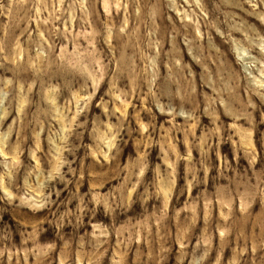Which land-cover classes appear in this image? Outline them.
I'll use <instances>...</instances> for the list:
<instances>
[{
  "label": "rangeland",
  "instance_id": "rangeland-1",
  "mask_svg": "<svg viewBox=\"0 0 264 264\" xmlns=\"http://www.w3.org/2000/svg\"><path fill=\"white\" fill-rule=\"evenodd\" d=\"M0 264H264V0H0Z\"/></svg>",
  "mask_w": 264,
  "mask_h": 264
}]
</instances>
